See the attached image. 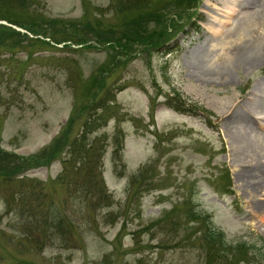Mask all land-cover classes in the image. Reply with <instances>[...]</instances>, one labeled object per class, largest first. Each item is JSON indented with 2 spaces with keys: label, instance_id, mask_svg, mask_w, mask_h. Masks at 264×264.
Masks as SVG:
<instances>
[{
  "label": "rangeland",
  "instance_id": "rangeland-1",
  "mask_svg": "<svg viewBox=\"0 0 264 264\" xmlns=\"http://www.w3.org/2000/svg\"><path fill=\"white\" fill-rule=\"evenodd\" d=\"M231 1L0 0V33L24 46L0 52V166L41 188L11 211L0 196V264H213L202 224H161L173 206L264 264V113H245L264 106V22L258 62L218 50L242 16L213 8Z\"/></svg>",
  "mask_w": 264,
  "mask_h": 264
},
{
  "label": "trees",
  "instance_id": "trees-1",
  "mask_svg": "<svg viewBox=\"0 0 264 264\" xmlns=\"http://www.w3.org/2000/svg\"><path fill=\"white\" fill-rule=\"evenodd\" d=\"M3 33H0V52L6 51V52H14L15 49L23 48L20 43L15 42L11 43V40L13 38L12 32L2 31ZM11 33V34H10ZM10 42L12 46H8L5 42ZM15 49H14V48ZM152 105L154 106V99L152 98ZM165 106L170 107L174 111L180 113V114H187V115H195L197 114V106L194 107L193 104H191V107L185 105L187 104L186 101L182 100H175L171 99L169 97H164V101L162 103ZM81 140V139H79ZM80 151V150H78ZM9 167H3L0 166V191H3V193L0 194L2 200L6 204V206L12 210V208L18 204L19 207L21 206V199L26 198V195L33 194L34 192H38L41 190V188L38 186V184L34 185V182L30 179H15L13 178L12 174L14 173V170L16 171L18 168H15L17 164L12 163V161L9 162ZM84 167V172L79 171L81 167ZM78 173H83V177L87 178L92 175V168L87 165L85 170V164L82 165ZM226 175H224V173ZM228 173L226 169H222L220 171V181L224 182L227 181ZM93 177H95L93 175ZM2 179H6L4 183H1ZM224 180V181H223ZM227 184V183H226ZM224 183L223 188L226 187ZM6 187H9L8 189ZM228 187V186H227ZM99 191H101V195L104 198H107V193L104 187H99ZM21 208V207H20ZM187 209H180L179 206H173L168 212L164 215L163 225H170L177 227H185L187 225L190 226L188 228L189 230H192V226H196V224L200 223L203 225V228L199 230V232L193 233L194 235V241L199 243V250L204 253V256L207 258H210L213 264H236L235 262V256H234V248L236 247L237 252L247 254L248 252H251V250L254 251L253 246L248 245L245 241L239 240L236 243L229 242L225 234L218 228L214 227L209 219V216L202 213L201 211H194L191 209V211H185ZM191 224V225H190ZM155 225H159L156 223ZM175 229V230H176ZM174 230V228H173ZM167 233H170V231H167ZM198 234V236H196ZM261 243H264V240L259 239ZM256 243V242H255ZM229 248V249H227ZM227 249V250H226ZM261 249V248H259ZM264 250V247H263ZM230 261H228V259ZM209 264H211L209 262Z\"/></svg>",
  "mask_w": 264,
  "mask_h": 264
},
{
  "label": "bare ground",
  "instance_id": "bare-ground-1",
  "mask_svg": "<svg viewBox=\"0 0 264 264\" xmlns=\"http://www.w3.org/2000/svg\"><path fill=\"white\" fill-rule=\"evenodd\" d=\"M232 0L229 4L222 5V9L220 8H213L215 12H219V15L223 19H232L233 17H236L239 13L242 16L239 24L237 27L230 33L227 34L225 39H227L228 42L222 41L220 42L221 47H219L218 50L226 52L228 50L226 47L227 44L230 43L231 50L233 51L234 58L238 59L239 61H243L246 63L247 66L253 65L254 62H258L261 57L258 56L257 50H258V27L264 22V0ZM257 15L255 19V22H252L253 18L251 19L250 23L245 22L247 21L249 14ZM218 20L214 16H212L211 21ZM227 22H221L219 25V28L215 29L213 31V35H217L221 33V29L224 25H226ZM220 36V35H218ZM235 42H238L236 44ZM210 45H206V47L203 48V52H199V56L197 57L198 64H203V62L207 59H210V54H208ZM250 52V53H249ZM203 54V55H202ZM248 111L245 112V109L247 106H244L242 108L243 112L247 113V116H255L257 111H262L264 113V106L262 104L256 103V104H249ZM242 112V111H241ZM249 112V113H248ZM238 118V117H237ZM239 119L241 121L244 120V116L240 115ZM238 119V120H239ZM251 127L247 126V129L249 130ZM255 130H264V125H256L254 127ZM246 133V131H245Z\"/></svg>",
  "mask_w": 264,
  "mask_h": 264
}]
</instances>
